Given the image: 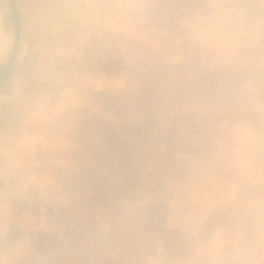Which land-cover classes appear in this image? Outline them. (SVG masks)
<instances>
[{
    "label": "rangeland",
    "instance_id": "obj_1",
    "mask_svg": "<svg viewBox=\"0 0 264 264\" xmlns=\"http://www.w3.org/2000/svg\"><path fill=\"white\" fill-rule=\"evenodd\" d=\"M244 2L85 0L47 33L17 2L24 67L0 102L48 143L2 179L0 264H264V2Z\"/></svg>",
    "mask_w": 264,
    "mask_h": 264
},
{
    "label": "crops",
    "instance_id": "obj_2",
    "mask_svg": "<svg viewBox=\"0 0 264 264\" xmlns=\"http://www.w3.org/2000/svg\"><path fill=\"white\" fill-rule=\"evenodd\" d=\"M36 1H38V4H36ZM17 2L22 16L26 14L30 20L31 31H39L41 33L50 32L52 22H54L53 25L59 27L63 24L70 25L78 23L81 25L80 22H83L90 15L85 0L81 4L82 6L79 5L74 9H71L68 4L61 5V0H17ZM55 2H59L57 6L54 4ZM39 108L43 110L44 106H39ZM30 121L32 125L30 122L26 131L21 134L0 133V241H4V248L6 247L8 196L6 195V182L2 179L14 176L17 166H20L25 155L29 154L30 148L35 153V147L37 148L39 143L44 145L48 143L46 140L48 137L47 131H45L46 125L43 124L38 129V122L32 119ZM2 255H6L4 251H2Z\"/></svg>",
    "mask_w": 264,
    "mask_h": 264
},
{
    "label": "trees",
    "instance_id": "obj_3",
    "mask_svg": "<svg viewBox=\"0 0 264 264\" xmlns=\"http://www.w3.org/2000/svg\"><path fill=\"white\" fill-rule=\"evenodd\" d=\"M9 1V0H8ZM16 1V4H17V0ZM153 1H156V0H151V2L153 3ZM243 1V0H242ZM246 3L250 4L251 1H255V2H259L261 4V2H264V0H244ZM244 2V3H245ZM262 5V4H261ZM264 5V3H263ZM19 16H20V21H21V13L19 12ZM103 40V39H102ZM105 41V38L104 40L102 41V44L104 43ZM19 54L17 55L16 57V60H15V64H14V67L11 71V74L10 76L8 77V79L0 86V94L2 95H7V96H11L12 95V92H13V88H14V78L15 76L17 75V73L20 71V69L24 66L21 65L20 61H19ZM6 68H7V64H3V63H0V78L1 76L5 73L6 71ZM30 79H32L30 77ZM37 84V82L34 81V84L32 86H35ZM31 89L30 88H27L26 91L27 92H36L37 90H33V91H30ZM142 91H148V88H147V81H142V85H141V88L138 89L137 93L141 92ZM0 106H2V110H0V133L1 134H17V132H15L13 130V127L12 126H8L6 120H7V117L5 116L7 113L9 114V112L4 111L3 109H8L9 106L7 104H4L2 102H0ZM4 111V113H2ZM4 114V116H3ZM10 115V114H9Z\"/></svg>",
    "mask_w": 264,
    "mask_h": 264
},
{
    "label": "water",
    "instance_id": "obj_4",
    "mask_svg": "<svg viewBox=\"0 0 264 264\" xmlns=\"http://www.w3.org/2000/svg\"><path fill=\"white\" fill-rule=\"evenodd\" d=\"M9 2L11 4V8L13 11V17H14L15 24H16V39H15V45H14V48L12 50L11 57H10L8 65H7L6 71L0 78V86L8 79V77L11 74V71H12L14 64H15L16 57H17L19 49H20L21 37H22V27H21V23H20V16H19V13L17 10L16 2H15V0H9Z\"/></svg>",
    "mask_w": 264,
    "mask_h": 264
}]
</instances>
